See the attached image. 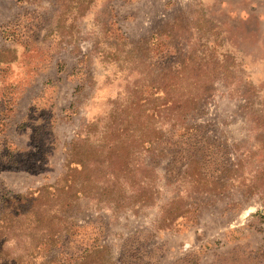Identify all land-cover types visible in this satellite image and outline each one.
<instances>
[{
  "label": "rangeland",
  "instance_id": "374dc122",
  "mask_svg": "<svg viewBox=\"0 0 264 264\" xmlns=\"http://www.w3.org/2000/svg\"><path fill=\"white\" fill-rule=\"evenodd\" d=\"M0 264H264V0H0Z\"/></svg>",
  "mask_w": 264,
  "mask_h": 264
}]
</instances>
